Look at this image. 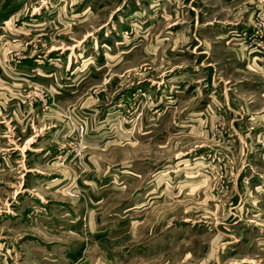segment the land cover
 Instances as JSON below:
<instances>
[{"label": "rangeland", "instance_id": "374dc122", "mask_svg": "<svg viewBox=\"0 0 264 264\" xmlns=\"http://www.w3.org/2000/svg\"><path fill=\"white\" fill-rule=\"evenodd\" d=\"M7 1L17 2L2 0V4ZM21 1L29 24L25 28L31 34L30 51H60L57 59L63 72L74 66L72 77L63 74L62 84L80 82L74 102L54 105L60 110L63 131L71 132V138L61 142L58 193L43 190L34 175L29 180L18 172L2 176L0 264H217V255L224 264L245 255L236 248L231 252L235 243L224 244L240 239L245 247L250 240L245 233V223L253 219L248 208L252 201L257 208L260 199L249 181L257 177L250 166L264 177V137L257 134L264 122L257 117L249 124L245 120L236 124V115L228 117L223 108L209 105L206 95L220 70L219 65L217 70L212 67L220 59L212 54L215 42L207 30L216 23L215 17L226 16L217 12L218 0H194V9L185 7L175 20H184L181 34L187 39L161 47L162 55L165 50L175 53V47L184 48V54H175L173 61L156 57L150 48L155 46L151 39L165 34L164 6L156 17L152 5H130L131 0ZM261 1L241 0L238 8ZM91 2L94 7L86 6ZM54 4L59 5L54 13L38 8ZM64 5L71 6L64 10ZM74 8L79 12L84 8L82 16L91 11L94 15L80 21L83 17L75 16ZM118 15L124 25L123 48L136 44L135 52L123 62L109 56L116 47L102 46L104 36L89 39ZM197 15L209 23L206 34L197 26L199 41L191 34ZM237 17L244 19V14ZM87 39L90 50L77 58L74 50L83 48ZM92 39L99 42L91 43ZM192 46L196 51L207 49L211 54L207 62L213 66L205 75L208 81L201 94L190 92L191 98L183 99L179 84L167 76L202 60L190 52ZM19 56L13 59H22ZM102 65L103 70H96ZM87 67L94 73L87 76ZM247 75L233 73L232 80ZM261 77L253 75L254 81ZM29 80L26 88L11 94L31 106L45 103L48 113L53 107L52 92ZM204 104L206 118L197 121L189 116ZM262 107V100H257L255 111L235 103L237 118L260 116ZM234 125L242 135L239 138ZM0 128L6 137L4 122ZM36 194L47 202L35 201ZM30 245L36 246L42 261L36 260Z\"/></svg>", "mask_w": 264, "mask_h": 264}, {"label": "crops", "instance_id": "0c3cea01", "mask_svg": "<svg viewBox=\"0 0 264 264\" xmlns=\"http://www.w3.org/2000/svg\"><path fill=\"white\" fill-rule=\"evenodd\" d=\"M193 1L194 0L130 1V5H152V12L153 10H157L154 12L156 17L158 16V10L162 6L165 7L166 15L164 20L167 28L163 36L157 35L154 39H151V43L155 42V46H153V44L150 46L151 54H154L156 57H165L169 61L175 59V54H184V48L180 49L175 47V49H177L175 53H172L174 49H172V52L165 50V55H162L161 47L174 43V41L187 39V37L181 34L184 20L180 23L175 20L180 17V14L181 16L183 15L182 12H184L185 7H188L191 10L194 9L191 7ZM240 1L241 0H218L217 2L220 6V10L217 12H224L226 16L219 15L215 17L216 23L207 30L209 31L207 34L211 35L215 42L212 54L220 59V63H215L216 67H212V69L216 68L217 70V65H219L220 70L217 71L218 73L214 72L215 74L212 77L213 81L208 89V94L206 95L205 92L202 93H204L209 99L210 106L213 105L214 108L216 106L218 110L223 108L224 115H227L228 117L236 115L234 118L235 120H233L236 124L238 122L242 124L244 120L246 121L245 123L248 122L247 124H249V122H253L257 117L264 122V61L259 57L255 58L253 55L248 54L243 48V37L245 36V33L250 30V24L252 23L254 16L262 13L264 10V1H261V3H258L257 5H248L247 7L241 5L242 7L240 6V8H238ZM22 4L21 0H17V2L7 1L4 4H2V0L0 1V123L4 122V127H6V137L1 135L3 132L0 133V183L2 182V176L9 172L23 174L28 180L34 175L37 178V184L43 190L50 194H56L58 193L57 187L62 180L61 175L57 174V172L61 171V166H59L58 161L59 158H61V148L63 146L61 142L63 138H71V132L67 133L66 131H63L61 124L63 120L61 118L60 110H56L54 105L56 103L64 104V102H74L76 99L75 88L80 81H70L69 85L62 84L63 74H69L68 76L73 74L74 66L71 64L69 66V71L66 70V72H63V66L60 63V60L57 59L60 57V51H54L51 53H35L30 51L29 40L31 34L29 30L25 28L29 24L28 20L23 16L24 14L22 15L24 12L23 7H25V5ZM92 4L93 3L91 2L86 6ZM58 6V4L39 5L38 8L41 11L48 10L54 13ZM69 6L71 5H64V10ZM94 6L95 5H92V7ZM107 6L108 5H106V7ZM227 6H230V8ZM84 8H80L82 12H79L78 8L72 9L73 11L75 10V16L83 17L80 21H87L92 15H94L91 11L82 16ZM239 13L244 14V19L240 18L239 20V17H237ZM134 14L135 12H131V16ZM124 15V17L127 18L128 14ZM199 18L200 17L197 15L192 24L193 33L191 32V34L194 36L193 40L195 41H199L195 36L197 26L200 25V31L202 33L205 32L206 34L204 28L209 24L205 18H200L201 20ZM15 20H18V22L16 23ZM123 26L124 25H122L120 21V15H118L116 19L113 17L111 22L108 21L103 28L91 33V35L90 33L87 35H90L89 39L93 35L96 37L101 35L104 36L101 40V42L104 43L102 46L110 44L116 47V50L113 49L109 56H111V58L120 59L118 62H123L129 57L127 55L132 51L135 52L136 49V44L128 50L123 48L125 47L123 45L125 39L123 38V35H121ZM45 30L47 31L49 28H45L44 31ZM187 36H190V33H188ZM97 42L99 41H95V39L91 40V43ZM86 43H90L88 39L83 43V48L74 50L76 57H79V54L82 52L87 53L90 50V44ZM204 44L207 45L206 40L204 41ZM91 46V50H95L94 45L92 44ZM96 46H98V44H96ZM196 49V46H192L190 52L192 54H197V59H202L198 64L193 65L188 70H182L186 66L183 68L178 67L179 69L181 68L179 72L167 76L171 79H169L170 81L179 84L178 86H180L181 90L178 92L183 95V99H186V97L190 99V92H192L191 95L196 91L198 92L197 94H201L200 88L205 89L208 81L205 75L207 74V71H211L210 66H213L211 63L207 62V56L210 52L207 51V49L198 51H196ZM14 55H21L22 59L14 60ZM111 67L113 69L116 68L113 65ZM104 68L105 66L102 65L97 67L96 70H103ZM86 69L87 76L88 74L94 73L88 70L89 67ZM237 72L250 74L251 78L250 75L249 77L247 75L244 79L238 78L233 81L232 74ZM254 73L262 76V79L254 81ZM70 77H72V75ZM29 79H33V81L43 84L52 92V99H49V102L52 101L51 103H53V105L51 106L53 107L48 113L45 112V103L38 102L31 106L29 103H25L11 94L26 88V86H28L27 82L31 81ZM82 80L85 79H81V81ZM195 82L198 84L197 86L195 85ZM197 87L199 89H197ZM228 89L231 93L227 92ZM232 92H235L236 94ZM257 100H262L263 105L260 116L253 115L246 119H243L242 117L237 118L238 112L235 109V103L241 104V106L246 108L247 111H250V109L255 111L254 107ZM205 107L206 104H204L201 109L197 110V112H194L195 114L189 116H194L196 117L195 120L202 121L203 118H206L207 116V114H205ZM1 130L2 129L0 128V131ZM233 132L238 138L242 136L237 131L235 125L233 127ZM257 134L258 137H264V129L257 132ZM8 151L11 152V155H16V157L10 156L7 153ZM250 168L253 174L257 175V177H250L249 181L251 186L254 187L255 192L259 195L257 198H260L256 200V203L259 205H256L257 208L254 207V201H252V204L249 205L248 208L253 219L250 220V222L245 223V233L248 236L250 235V240L245 243V247H242L244 242L240 239L236 241L233 239L230 242L225 243V246L235 243L231 248V252L236 248L237 250H244L245 255L236 260L222 262L224 264H264V177H261L258 173H254L252 169L253 164ZM236 185L237 183L235 182V186ZM34 199L40 203L47 202L45 197L41 194L34 195ZM56 207H60V205L57 204ZM29 248L32 251L37 250L36 246L32 247V245H30ZM7 251H10V249L8 248ZM36 254L38 255L36 260L42 261L40 258V252L36 251ZM216 257L218 258L217 264H221L219 261V255Z\"/></svg>", "mask_w": 264, "mask_h": 264}, {"label": "built area", "instance_id": "2783aa9c", "mask_svg": "<svg viewBox=\"0 0 264 264\" xmlns=\"http://www.w3.org/2000/svg\"><path fill=\"white\" fill-rule=\"evenodd\" d=\"M243 48L255 58L264 61V10L262 13L255 15L250 30L243 37Z\"/></svg>", "mask_w": 264, "mask_h": 264}]
</instances>
